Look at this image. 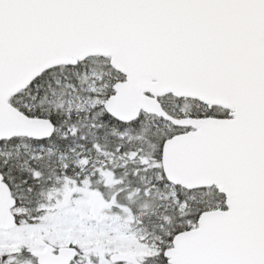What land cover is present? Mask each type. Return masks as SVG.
<instances>
[{
  "label": "snow or ice",
  "instance_id": "6c2138e0",
  "mask_svg": "<svg viewBox=\"0 0 264 264\" xmlns=\"http://www.w3.org/2000/svg\"><path fill=\"white\" fill-rule=\"evenodd\" d=\"M0 264H264V0H0Z\"/></svg>",
  "mask_w": 264,
  "mask_h": 264
}]
</instances>
